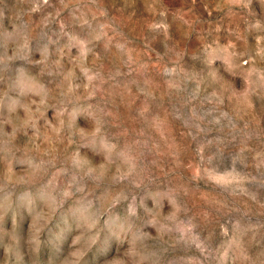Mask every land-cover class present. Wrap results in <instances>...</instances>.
<instances>
[{
    "label": "rangeland",
    "instance_id": "obj_1",
    "mask_svg": "<svg viewBox=\"0 0 264 264\" xmlns=\"http://www.w3.org/2000/svg\"><path fill=\"white\" fill-rule=\"evenodd\" d=\"M0 264H264V0H0Z\"/></svg>",
    "mask_w": 264,
    "mask_h": 264
}]
</instances>
